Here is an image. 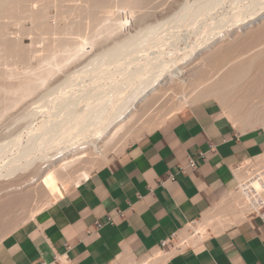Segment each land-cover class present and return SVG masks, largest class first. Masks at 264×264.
<instances>
[{"label":"bare ground","instance_id":"bare-ground-1","mask_svg":"<svg viewBox=\"0 0 264 264\" xmlns=\"http://www.w3.org/2000/svg\"><path fill=\"white\" fill-rule=\"evenodd\" d=\"M147 1L149 0H0V81L3 82V85L0 84V105L2 106L0 121L5 114L8 115V113H10L9 111L19 106H27L24 108L26 112L23 111L24 113L21 114L23 118L24 116L27 118L38 117L37 115H39L38 113L41 111L30 110V107L33 104L45 101V98L49 96L47 91L45 93L48 95H42L38 101L30 103V105L29 103L25 104V102L35 95H40V91L49 86L51 82L59 76V72L68 68L65 67L63 69V65L71 60L75 62H73L74 64L70 63L69 66L76 65L75 63H77V66L84 65L79 71H72V77L74 78L77 76L78 78L81 72L89 76L90 83H93V87L95 86L91 92L96 96L95 100L91 93L89 97L85 96L88 97L85 100V105L89 108V111L87 108L84 109L87 110V112L84 110L81 111V106H75L78 110L80 108V112L73 117L69 113L71 115L70 118H66L67 115H65L64 119L60 116L58 117L59 120H57L56 116H58V114L52 115L51 109L48 112H45L46 110L42 112V116L40 113L42 119L39 120V118H36L35 122L37 121L38 123L35 126L33 125L35 123H31L30 126L26 125V127H29L28 130L30 129L27 133L28 140H26V145L21 143L22 136L19 134H17V136L15 135V138L12 136L14 139L13 141H8L7 144L11 143L12 145H16V147H21V151L19 156L16 158L14 157L13 160H8L10 162L7 163V161V164L3 166L6 173L5 176L2 175L9 179L4 183L2 182L3 184L0 185V228L5 224L4 217L10 214L20 213L26 208L28 204L27 201L30 199H28L25 193L28 194L30 190L36 191L38 187L48 186L50 182H53L52 184H54V182L56 183L55 180L57 179V175L62 176V179L67 176L70 181L73 180L75 185H79L81 181L85 180L90 174L89 167H91L92 163H95V159L100 158V155L93 152L95 147L93 148L92 146H94L93 144H95V142L90 144L89 141L91 142L94 140V136L100 139L102 135H104L103 133H105L110 126H113L111 124L112 121L115 122L114 120L117 121L120 119L121 121H119L116 126L114 125L115 127L112 129L111 133L106 137H102L105 138L101 141L102 144L100 147H102L105 153L106 150L111 148L107 146L113 141L115 142L116 136H118L124 128L130 126L132 122L135 121V123H139L146 120L143 127L151 129L157 125L159 120L165 119L171 115L178 106L187 103L189 99L194 97H197L199 100L206 99L210 96H216L219 100L221 99L223 102L231 104L232 114L239 122H242V124L247 126L254 123L264 125V20L255 27L249 30L247 29V31L245 30L246 32L242 34L237 33L236 29V32L231 31L232 34H227V37L224 36L223 38L226 37L225 39H219V42H216L214 46L198 54L195 59L185 66H179V62L175 58H170V55L169 60L160 59L159 57L162 55L160 56L159 53V56L153 57V61L156 60L155 63L152 61L142 65L138 69L136 68V70L130 71L129 76H126L125 79L115 82L117 75H119V77L123 76L130 68L128 62L124 63L122 60L133 54L124 51L125 47L123 49L122 46L126 44L123 43L122 45V43H120L119 45L117 40L120 35H122V31L130 23L129 20L136 14L134 10L142 8V5ZM217 1L218 0H215L216 3ZM212 2H214V0H200L197 3L193 2L194 4L191 3L193 4L191 6L189 3H184L185 5L182 6L174 18H177L178 21L181 20L185 22V20H189L195 15L196 18L201 15L208 16L211 10H214L212 9V5L214 6ZM253 2L250 3L247 9L256 7V5L258 6L257 3ZM52 9L56 11V15L54 16L50 14ZM121 10L125 15L124 13L123 16L116 15V13H119ZM129 15L131 16L130 18ZM165 22L166 23L163 24L159 23L156 26L153 25L154 27L150 26L148 29L147 27L145 28L146 31L148 30L147 34L152 35L153 38L151 37V39H154L159 29L164 27L169 21ZM26 23L32 24V28H25ZM186 23L188 24L189 21ZM182 25L184 26V24ZM12 26L19 28L20 33L18 35L15 36L14 33L10 32V27ZM101 35L102 37L106 36L104 39H101L103 43L106 42H104L105 39L110 40L109 42L113 41L111 43L112 47L109 45L110 43H107L110 47L105 45L106 43H101L103 44L101 47L97 45L98 42L101 41L99 40ZM141 36H143L142 40L140 39ZM130 37L134 42L139 39L137 43L139 42V44L142 45L147 42L149 44L151 40L148 39V35H143L141 31L138 32L137 35ZM26 38L31 39L34 47L31 46V44L30 46H24V40ZM162 39L163 38H160V43ZM156 40L155 38L154 41ZM151 41L153 42V40ZM37 44L42 46L41 50L36 48ZM96 45L100 47L98 51L100 56L98 54L97 56L103 58V62L107 59V62H99V58L93 60L94 55L92 56V60H88L89 58L91 59V57L88 58L91 53L90 50L89 52L87 51L89 48L88 46L92 47V51L94 48H98ZM140 46L141 45L137 48ZM150 46L152 45L150 44ZM121 47L122 51L126 53L121 52ZM141 48L138 51L136 50V52L142 51L143 48ZM128 49L130 48L128 47ZM108 58L112 61L109 60L110 64L115 63V71L111 70ZM33 59L39 61V66H37V68H34L30 64ZM8 60H12L18 64H25V72L20 73L21 71L18 72V69H9L6 67L7 64L5 61L7 62ZM139 60L140 59H138V61ZM96 61H98L97 63L100 65L97 64ZM130 62L133 64L131 60ZM91 66L92 68L90 69L89 67ZM125 67H127V69H125ZM21 74H23V77H19ZM163 77L164 83L156 85ZM77 78L76 80H78ZM13 79L17 81L15 80L16 82L7 84L9 81H13ZM70 80L73 81L71 78ZM103 80L106 82L112 80L115 83L112 84L111 81L110 84H112V86L105 89L106 87H104V84L101 85V82H104ZM68 81L69 79L59 83L56 89H52V91L62 90V93H64L55 98L52 97L53 100H51L53 105L57 104L56 102H59V106L61 104L62 107L64 104H67L68 96L65 91L68 87L72 88L71 84L73 85V82L70 85H65L66 83H70H68ZM147 90H150L148 97H146L143 102L141 101L142 103L133 111L131 108L136 103V100ZM53 94H50V96ZM75 95L76 94H74V96ZM73 98L74 97H72V99ZM75 101L78 102L79 100ZM39 106L41 108L42 104ZM134 107H136V105ZM65 108L63 107V110ZM130 109L131 111L129 112ZM70 111L69 107L68 112ZM236 118L231 119L237 120ZM30 120L32 122V119ZM108 123H111L110 126ZM130 131L131 129L128 130V132ZM88 132H93L92 134H94V136L91 138H94L90 139L88 143H86L87 139L85 142L80 141V137L85 140L83 136L88 134ZM86 137H88V135H86ZM98 138H96V140ZM75 144L82 145L81 149L79 145L75 146ZM84 144H88L86 145L87 147H85ZM89 144L90 147H88ZM73 146L75 150L70 149L71 147L73 148ZM112 146H114V144ZM1 148H4V145H1L0 149ZM5 150L6 148L3 152ZM257 159L261 160V163L264 164V155ZM67 184L68 183L62 186L60 185V187L58 186L60 192L68 190ZM41 193H39V195L38 193L33 194L32 200L29 202L31 204L38 203L37 209L32 211V213H40L42 210L49 207H45V205H48L52 200H56L60 194L59 192V194L52 193L51 190L49 198L46 199L42 197ZM45 193H43V195ZM41 203L43 206H41ZM262 204H264V194L254 200H247L236 193V195L232 197L230 203L233 213L230 215L229 224L244 219L253 210H259ZM40 207L45 208L39 210ZM204 221L206 225H204V227L198 226V229L208 234L206 227H210L213 224V220L208 216ZM221 221L219 220V223ZM225 223L227 222L225 221ZM200 225L203 224L200 223ZM216 226H218L217 223ZM220 226L223 227V229L225 227L224 224ZM193 228L194 225L192 223L182 234L183 238L189 239L191 243L196 244L201 241V238H192L190 236L189 230ZM213 230L218 231L219 228L216 227ZM171 255H173V253L167 256L170 257ZM118 262V264H131L129 259L126 258H120ZM142 264L157 263L152 261L151 263L143 262Z\"/></svg>","mask_w":264,"mask_h":264},{"label":"crops","instance_id":"crops-1","mask_svg":"<svg viewBox=\"0 0 264 264\" xmlns=\"http://www.w3.org/2000/svg\"><path fill=\"white\" fill-rule=\"evenodd\" d=\"M176 113L0 241V264L141 260L208 216L204 241L170 257L158 250L146 262L264 264L261 219L229 224L232 169L264 155V132H242L214 101Z\"/></svg>","mask_w":264,"mask_h":264},{"label":"rangeland","instance_id":"rangeland-1","mask_svg":"<svg viewBox=\"0 0 264 264\" xmlns=\"http://www.w3.org/2000/svg\"><path fill=\"white\" fill-rule=\"evenodd\" d=\"M188 1V2H187ZM200 0H167V1H163V0H153V1H151V0H149V1H147L146 3H144L143 5H142V8H138V9H135L134 11L136 12V14L135 15H133L132 17L133 18H131L129 21H130V23L128 24V26L122 31V35H120V37H119V39L117 40L118 41V43H119V45H120V43H122V45H123V43L124 44H126L125 46H122L123 47V49H124V47H125V49H124V51H126V52H129V53H133L132 55H130V57L128 56L129 55V53H128V55L127 54H124V55H127L128 56V58H126V59H130L131 61H132V63L133 64H131V62H130V60L128 61V60H126L125 58H124V60H122V62H124V63H127L128 62V65L130 66V68H129V66H128V70H127V72L123 75V76H120L119 77V75H117V78L115 79V82H117V80H118V82L119 81H121V80H123V79H125L126 78V76H129V73H130V71L132 72L133 70H136V68L138 69L139 67H141L142 65H145V64H147V63H149V62H152L154 59H153V57L155 58V56L157 57V56H159V53H160V56L161 57H159L160 59L162 58V59H166V60H169L170 58H175L178 62H179V66H185V65H187V63L189 64V62H191L193 59H195V57H197L198 56V54H200V53H202V52H205L206 50H208V49H210V47H212V46H214L215 44H216V42H219V39L221 40V39H225L226 37H227V34H232V32L231 31H235V29L237 30V33H239V34H242V33H244V32H246L247 31V29L249 30V29H251V28H253V27H255L258 23H260L261 21H263L264 20V0H218L217 1V3L215 2V0H214V2H212V4H214V6L212 5V9H214V10H211V12L209 13V15L207 16V15H205V16H198V14H197V18L195 17V16H193L191 19H187V20H185V22L184 21H181V20H179L178 21V19L177 18H174L176 15H177V12H179L180 11V9L182 8V6L183 5H185L186 3L188 4H190V6L191 5H193L195 2L197 3V2H199ZM254 1V2H253ZM260 1V2H259ZM194 2V3H193ZM220 4H219V3ZM257 3L258 4V6L256 5V7H252V8H248L247 9V7L250 5V3ZM185 3V4H184ZM191 3H193V4H191ZM260 3V4H259ZM153 6V7H152ZM158 7V9H157V7ZM218 7V8H217ZM156 8V9H155ZM246 9V10H245ZM157 11V12H156ZM121 12V13H120ZM118 13V12H117ZM116 13V15H119V16H123V11L121 10V11H119V13L117 14ZM223 13V14H222ZM50 14L52 15V16H54V15H56V11L54 10V9H52L51 11H50ZM239 14H241V15H239ZM124 15H125V13H124ZM118 16V17H119ZM131 16L129 15V18H130ZM196 19H195V18ZM214 17V18H213ZM224 18H225V20H224ZM177 19V20H176ZM193 19V20H192ZM227 19V20H226ZM157 20V21H156ZM171 20V21H170ZM222 20H223V23H222ZM165 21H169L164 27H162V28H158L159 29V31H158V33H156V35L158 36H154V39L156 38L157 40H158V42H157V40L156 41H154V39H151V37H152V35L150 34H147V31H146V27H147V29H148V27L150 28V26H156V25H158L159 23H166ZM189 21V23L190 22H192V23H186V22H188ZM175 22V23H174ZM177 22V23H176ZM182 22V23H181ZM196 22V23H195ZM180 23V24H179ZM149 24H151V25H149ZM182 24H184V26L182 25ZM147 25H149V26H147ZM179 27H178V26ZM186 25V26H185ZM27 26H29V27H27ZM63 26H64V24H63ZM153 26V27H154ZM200 26V27H199ZM13 28H14V30H13ZM25 28H27V29H29V28H32V24H30V23H26L25 24ZM140 29H142L143 31H145V32H143L142 30H140ZM18 30V31H17ZM214 30V31H213ZM246 30V31H245ZM141 31V33H143V35L145 34L146 36L148 35V39H151V40H153V42L150 40L149 41V44H148V42L147 43H145V44H139V42L137 43V41H139V39L138 38H136V39H138L137 41H133L132 39H131V37L130 36H135V35H137V33L138 32H140ZM10 32H12V33H14L15 34V36L16 35H18L19 33H20V30H19V28L18 27H16L15 28V26H12V27H10ZM24 32V31H23ZM236 32V31H235ZM25 33V32H24ZM103 36H105V35H103ZM224 36H226L225 38H223ZM29 37V36H28ZM106 37V36H105ZM105 37H102V35H101V37H99L100 39L99 40H101V39H104ZM153 38V37H152ZM160 38H163L162 40H161V43L159 42L160 41ZM135 39V40H136ZM140 39L142 40L143 39V36H141L140 37ZM108 40V39H107ZM107 40L105 39L104 40V42L106 43H103L102 42V40L101 41H99L98 42V44L97 45H100V47L103 45V44H105V45H108L107 43H110L109 45L112 47V42L113 41H111V42H109L110 40H108V42H107ZM115 40V39H114ZM120 40V41H119ZM100 43V44H99ZM101 43H103V44H101ZM137 43V44H136ZM158 43V44H157ZM30 44H31V46H33L34 47V45H32V41H31V39L30 38H26L25 40H24V46L26 45V46H30ZM41 44V43H40ZM40 44H37V46H36V48L38 49V50H41L42 49V44L40 45ZM141 45L139 48H137L139 45ZM150 44L152 45V46H150ZM162 44V45H161ZM96 45V47H98ZM108 45V46H109ZM133 45V46H132ZM137 45V46H136ZM157 47H156V46ZM109 46V47H110ZM127 46V47H126ZM145 46V47H144ZM33 47H31V48H33ZM89 48H88V52H89V50H90V54H89V56H88V58L89 57H91V59L89 58L88 60H92V58H93V60L95 59V60H97V58H99V54H98V51H99V48L100 47H98V48H94L92 51H91V49H92V47H90V46H88ZM122 47H121V52H124V51H122ZM128 47L130 48V49H128ZM132 47V48H131ZM143 48V50L142 51H139V52H136V50L138 51V50H140V48ZM148 47V48H147ZM152 47H153V49H152ZM155 47V48H154ZM187 47V48H186ZM141 48V49H142ZM150 48V49H149ZM159 48H161V49H159ZM98 49V50H97ZM120 50V49H119ZM151 50V51H150ZM160 50V51H159ZM131 51V52H130ZM150 51V52H149ZM175 51V52H174ZM193 51V52H192ZM126 52H124V53H126ZM134 52H136V53H134ZM178 52V53H177ZM138 53H139V55H138ZM169 53V54H168ZM172 53H173V55H172ZM97 54L99 55V56H97ZM94 55V56H93ZM123 55V56H124ZM137 55V56H136ZM142 55V56H141ZM171 57H170V56ZM93 56V57H92ZM170 57V58H169ZM122 58V57H121ZM135 58V59H134ZM99 59H101V60H99ZM98 59V61L99 62H102V63H104V62H107L106 60L107 59H105V61L103 62V58H99ZM134 59V60H133ZM136 59H137V61H138V59H140L138 62L136 61ZM88 60H87V62H88ZM109 60H110V58H108V62H109ZM10 63H9V62ZM7 62L5 61V63L7 64V66L6 67H8L9 69H14L15 68V70H17L18 69V72L19 71H21L20 73H24L25 71V64H21V63H17V62H13L12 60H8ZM98 61H96V63L98 62ZM111 61V60H110ZM134 61V62H133ZM156 61V60H155ZM155 61H153V63H155ZM73 62H75V61H70V62H68V63H66V64H64L62 67H63V69L65 68V67H68V68H65L62 72H59V76H57L56 77V79L53 81V82H51V84L49 85V86H47V87H45L43 90H41L40 91V95H35L33 98L31 97L30 98V100L28 99L27 100V102H25V104L26 103H29V105H30V103H33V102H36V101H38L40 98H41V96L42 95H46L47 93L49 94V96H47L46 98H45V101H42V103L41 102H39V103H36V104H33V105H31V107H30V110H36V111H38L39 112V110L41 111V112H39L38 114L39 115H37L38 117H29L30 119H32V122H31V120L29 119V118H27L26 116H24V118H23V116L21 115V114H23L24 112H26V111H24V108H26L27 106H19V107H17L16 109H14V110H11V111H9L10 113H8V115L7 114H5V116L2 118V122L0 121V146L2 145H4V148H1L0 149V185H2L4 182H6L7 181V179H9V178H5V177H3V175L5 176V170H4V168H3V166L4 165H6L7 163H9L10 161H8V160H13L14 159V157L16 158L17 156H19L20 154V151H21V147H16V145H12L11 143H9V144H7L8 143V141L10 142L11 140L13 141L14 139H13V137L16 135L17 136V134H19V135H21L22 136V138H21V143L23 144V145H26V143H27V141L26 140H28L27 138H28V132H29V130H28V126H30L31 125V123H35V124H33L34 126L38 123L37 121L35 122V120H36V118H39V120L40 119H42L41 118V116H42V112H44L45 110V112H48L50 109V111H51V113H52V115L53 114H55V115H57L58 114V116H56L57 118V120H59V118L58 117H60V116H62L63 117V119L65 118V115H67V117L66 118H70L71 117V115H72V117L73 116H75L76 114H78L79 112H80V108H81V111L82 110H84L85 108H87L86 107V99L89 97V95H91L92 94V92L91 91H93V89L95 88V86L93 87V83H90L91 81H90V78H88L89 76H87V75H85V74H83L82 72L80 73V75H78L79 77L77 78V76H75L74 78L72 77V73L75 71H79L80 69H82V67L84 66H82V65H79V66H77V63H75L76 65H72V66H69V64L70 63H73ZM90 62V61H89ZM112 62V61H111ZM8 63H9V65H8ZM101 63V64H102ZM123 63V64H124ZM130 63V64H129ZM11 64V65H10ZM30 64H31V66H33L34 68H37V66H39V61H37V59H33V60H31V62H30ZM74 64V63H73ZM97 64H99V63H97ZM113 64V63H112ZM112 64H110V62H109V65H111L110 67H111V70H113V71H115V63L112 65ZM140 64V65H139ZM100 65V64H99ZM125 65V64H124ZM127 65V64H126ZM11 66V67H10ZM15 66V67H14ZM19 66V67H18ZM75 66V67H74ZM77 66V67H76ZM113 67V68H112ZM90 69L92 68V66L91 67H89ZM124 68V67H123ZM125 69H127V67H125ZM73 71V72H72ZM126 71V70H125ZM71 72V73H70ZM23 74H21L19 77H23L22 76ZM82 75H84V76H82ZM151 75V74H150ZM83 77V78H82ZM87 77V78H86ZM124 77V78H123ZM70 78L73 80V81H71L70 80ZM76 78L78 79V80H76ZM82 78V79H81ZM69 79V81H68V83L69 84H65V85H70L72 82H73V85L71 84V86H72V88L70 87H68V88H66V94H67V96H68V102H67V104H64L63 105V107L65 108L66 106L68 107H70V110L72 111V113H71V111L70 112H68L69 111V107L67 108H65L64 110H63V107H62V105L60 104V106H59V102H56L57 104H54L53 105V103H52V100H53V98H55L56 96H60V95H62V94H64V93H62V90H56V91H52V89L54 90V89H56V87L59 85V83H62L63 81H66V80H68ZM76 81H75V80ZM16 79H13V81H9V83H7V84H10V83H14V82H16L15 81ZM163 80H164V77H163V79H161L156 85H161V84H163L164 82H163ZM83 81V82H82ZM104 82H101V85H103L104 84V87H106L105 89H107V87H111L112 86V84H114L115 82L114 81H112V84H110L111 83V81H105V80H103ZM162 81V82H161ZM57 82V83H56ZM0 84L1 85H3V82L2 81H0ZM75 84V85H74ZM106 85V86H105ZM55 87V88H54ZM82 88V89H81ZM47 89V90H46ZM47 91V93H45ZM52 91V92H51ZM149 91L150 90H147V91H145L143 94H141L140 95V97L136 100V103L134 104V106L136 105V107H132L131 109H133V111H135L138 107V105L140 104V103H142L143 101H144V99L146 98V97H148V95H149ZM50 92V93H49ZM53 92H54V94H56V95H54L53 94ZM89 93V94H88ZM91 93V94H90ZM38 94V93H37ZM47 94V95H48ZM50 94H53V95H51L50 96ZM66 94H65V96H66ZM73 94V95H72ZM74 94H76L75 96H74ZM71 95V96H70ZM81 95V96H80ZM38 96V97H37ZM66 96V97H67ZM70 96V97H69ZM80 96V97H79ZM84 96V97H83ZM85 96H88V97H85ZM53 97V98H52ZM72 97H74V98H77V99H72ZM92 97H93V99L95 100L96 99V96H94L93 94H92ZM71 98V99H70ZM85 98V99H84ZM197 97H194V98H191V99H189L188 100V102L187 103H183L182 105H180V106H178L177 108H176V110H174L172 113H171V115H173V114H177L176 112H179L180 110H183L184 108H186V107H188V106H191V105H193V104H195V103H199V102H205V101H214V102H217V103H219L221 106H222V108H223V110H224V112H225V114L229 117V119H231V118H236L233 114H232V112H231V110H232V108H231V104L230 103H225V102H223L221 99L219 100L218 99V97H216V96H210V97H207L206 99L204 98V99H199L198 100V98L196 99ZM52 99V100H51ZM82 99V100H81ZM74 102H76V103H81V104H76V103H74ZM75 100H79L78 102L77 101H75ZM70 101V102H69ZM91 101H93V100H91ZM142 101V102H141ZM46 102V103H45ZM72 102V103H71ZM97 102V101H96ZM43 103H45V104H43ZM42 104V106H41V108H40V106L39 105H41ZM72 104V105H71ZM76 104V105H75ZM225 104H226V106H225ZM37 105V106H36ZM45 105V106H44ZM50 107H49V106ZM74 105V106H73ZM230 106V108H229V106ZM58 106V107H57ZM77 106H81L80 108H79V110L76 108ZM83 106V107H82ZM130 106V105H129ZM29 107V106H28ZM34 107V108H33ZM48 107H49V109H48ZM53 107H55L57 110H58V112H57V110L55 109V108H53ZM62 109H61V108ZM76 109H75V108ZM227 107V108H226ZM53 108V109H52ZM19 109V110H18ZM67 109V110H66ZM131 109L129 110V112L131 111ZM230 109V110H229ZM0 112H2V106L0 105ZM68 112H66V111ZM87 110L89 111V108H87ZM87 110H84V111H86L87 112ZM13 111V112H12ZM24 111V112H23ZM62 111V112H61ZM76 111H77V113H76ZM21 112V113H20ZM54 112V113H53ZM59 112H60V115H59ZM19 113V114H18ZM40 113H41V116H40ZM62 113V114H61ZM71 115H70V114ZM64 114V115H63ZM16 115V116H15ZM54 115V116H55ZM68 115H70V116H68ZM171 115H169L168 117H166L165 119H162V120H159L158 121V123H157V125H155V127H152L151 129H148V128H144L143 126H144V122L146 121V120H144L143 122H139V123H135V121L134 122H132L131 124H130V126H127L126 128H124L119 134H118V136H116V138H115V142L113 143L114 144V146H112L113 144L111 143L110 145H108L107 147H111V148H106V149H108V150H106V153L103 151V149H102V147H100L101 146V144H102V140L109 134V133H111V131H112V129L119 123V121H121L120 119L119 120H114L115 122H113L112 121V124L111 123H108L109 124V126H110V124L111 125H113V126H110L109 127V129H107L106 131H105V133H103L104 135H102V137L103 136H105L104 138H98V137H96V136H94V134H92L93 132H88V134H86V135H88V137H86V135H84L83 136V138H85V140L84 139H82V137H80L81 138V140L80 141H86V139H87V142L86 143H88V141L90 140V139H93L94 137V140H92L91 142L89 141V143L91 144V143H93V142H95V144H93L94 146H92L93 148L95 147V150L93 149V152L94 153H97L98 155H100L99 157L100 158H98V159H95L94 160V162L96 163H92V165H93V167H92V165H91V167H89V171H90V174H89V176L91 175V174H95L96 172H98L100 169H102V168H104L106 165H108L110 162H112L114 159H116L117 157H119L121 154H123L133 143H135V142H137L138 140H140L141 138H143L144 136H146V135H148L149 133H151V132H153L154 130H156L158 127H160L161 125H163L167 120H168V118L171 116ZM6 116H7V118H6ZM234 116V117H233ZM13 117V118H12ZM28 119H26V118ZM24 119V120H23ZM62 119V120H63ZM237 119V118H236ZM22 120V121H21ZM61 120V119H60ZM4 121H7V122H4ZM16 121V122H15ZM29 121V122H28ZM231 122H233V124L238 128V129H240L242 132H248V131H254V130H262L263 132H264V125H261V124H251V125H249V126H247V125H244V124H242V122H239L238 121V119L237 120H235V119H231ZM29 123V124H28ZM114 123V124H113ZM26 125H28L27 127H26ZM115 125V126H114ZM252 126V127H251ZM20 127V128H19ZM23 127H25V128H23ZM129 129H131V131L130 132H128V130ZM21 130V131H20ZM27 132H26V131ZM109 130V131H108ZM20 131V132H19ZM23 134V135H22ZM91 136H90V135ZM13 136V137H12ZM89 136H90V138H89ZM92 136H94L93 138H91ZM15 138V137H14ZM96 138H98L97 140H96ZM96 140V141H95ZM2 141V142H1ZM7 141V142H6ZM118 141V142H117ZM80 143V142H79ZM83 143V142H82ZM7 144V145H6ZM81 144V143H80ZM90 144H89V146L88 147H90ZM5 145H6V147H5ZM11 145V146H10ZM77 145H79V144H75V146H77ZM86 145H88V144H86ZM85 144H84V146L85 147H87ZM8 146V147H7ZM13 146H14V148H13ZM80 146V149H81V146L82 145H79ZM83 146V147H84ZM84 147V148H85ZM6 148V150L3 152V150ZM78 148V147H77ZM76 148V149H77ZM71 150H75V147L73 146V148L71 147L70 148ZM91 149V148H90ZM101 149H102V151H101ZM18 153V154H17ZM13 154V155H12ZM17 154V155H16ZM13 156V157H12ZM9 158V159H8ZM99 160V161H98ZM256 161H260L261 162V160H258L257 158L255 159ZM8 161V162H7ZM7 162V163H6ZM3 174V175H2ZM18 174V173H17ZM16 174V175H17ZM2 175V176H1ZM15 175V176H16ZM88 176V177H89ZM57 177V179L55 180L56 181V183L54 182V184H52L53 182H50V184L48 185V186H44V187H38L37 189H36V191H34V190H30L29 191V195L27 194V193H25L26 194V196L28 197V199H30L29 201H27L28 202V204H27V206H26V208L24 209V210H22V212H18V213H15V214H10V215H7L6 217H4V221H5V224H4V226L2 227V228H0V241H2L5 237H7V236H9L11 233H13L17 228H19L20 226H22V225H24L25 223H27L28 221H30V220H32V219H34L36 216H37V213H32V211H34V210H36L37 209V205H38V203L37 204H31V203H29V202H31V200H32V196H33V194H35V193H38V195H39V193H41V195H42V197H44V198H46V199H48L49 198V196H50V194H51V190H52V193H58L59 195H58V198L56 199V200H52V201H50V203L48 204V205H45V207H47V206H50L52 203H54L55 201H57L59 198H61L63 195H64V193L66 192H64V191H62V192H60V189H59V187H60V185L62 186L63 184H66V183H68L67 184V186H68V188H70L71 186H73V185H75V183L73 182V180H69L68 179V177L66 176V177H64L63 179H62V176H60V175H57L56 176ZM87 177V178H88ZM5 178V179H4ZM60 178H61V180H60ZM60 180V181H59ZM63 181V182H62ZM3 182V183H2ZM47 183H49V182H47ZM60 183V184H59ZM59 186V187H58ZM48 187V188H47ZM74 187V186H73ZM47 190H46V189ZM48 189H49V191H50V193H49V191H48ZM54 190V191H53ZM48 191V192H47ZM45 192H47V193H45ZM43 193H45L44 195H43ZM236 195V194H235ZM29 197H31V198H29ZM41 206H43L42 205V203H41ZM45 207H40L39 208V210H42V209H44ZM197 226H201V227H204V225H200V224H196ZM189 227H190V225H189ZM208 228V227H207ZM190 230H192V229H190ZM189 230V231H190ZM214 232H218V231H214ZM178 238L179 239H183V234L181 233L179 236H178ZM159 250V249H158ZM157 250V251H158ZM157 251H155L154 253H152L151 255H148L147 257H145V258H143V259H141V260H138V259H136L135 257H133V256H129V255H127V256H129L130 258H129V262L131 263V264H142L143 262H146V261H148V260H151V259H153L155 256H156V254H157ZM119 262H118V259L113 263V264H118Z\"/></svg>","mask_w":264,"mask_h":264},{"label":"built area","instance_id":"built-area-1","mask_svg":"<svg viewBox=\"0 0 264 264\" xmlns=\"http://www.w3.org/2000/svg\"><path fill=\"white\" fill-rule=\"evenodd\" d=\"M190 166L195 168V161H191ZM232 174L237 182L235 192L240 194L243 198L254 200L264 194V164L260 161H256L255 159L246 161L233 168ZM248 216L257 217L261 219L264 224V204L261 205L259 210H253ZM193 225L194 228L190 230V236L192 238H201V242L204 241L205 238L208 237V234L200 231L196 223H193ZM195 245L191 243L189 239H179L178 235H175L172 238L163 241L159 250L169 255L181 252L187 248L194 247ZM56 261L60 264L63 263L59 257L56 258Z\"/></svg>","mask_w":264,"mask_h":264}]
</instances>
